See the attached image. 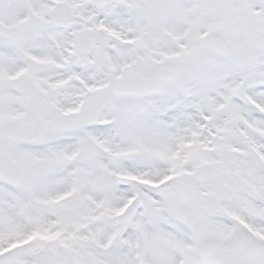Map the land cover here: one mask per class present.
Masks as SVG:
<instances>
[{"label":"snow or ice","instance_id":"obj_1","mask_svg":"<svg viewBox=\"0 0 264 264\" xmlns=\"http://www.w3.org/2000/svg\"><path fill=\"white\" fill-rule=\"evenodd\" d=\"M0 264H264V0H0Z\"/></svg>","mask_w":264,"mask_h":264}]
</instances>
